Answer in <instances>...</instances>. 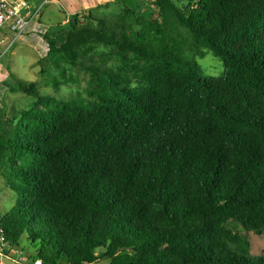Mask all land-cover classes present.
Returning <instances> with one entry per match:
<instances>
[{
    "label": "trees",
    "instance_id": "1",
    "mask_svg": "<svg viewBox=\"0 0 264 264\" xmlns=\"http://www.w3.org/2000/svg\"><path fill=\"white\" fill-rule=\"evenodd\" d=\"M112 3L122 11L99 13ZM140 8L115 0L47 34V58L88 76V98L19 82L33 101L0 114L18 193L0 229L43 264H264L251 241L264 234V0ZM205 49L223 75H202Z\"/></svg>",
    "mask_w": 264,
    "mask_h": 264
},
{
    "label": "rangeland",
    "instance_id": "2",
    "mask_svg": "<svg viewBox=\"0 0 264 264\" xmlns=\"http://www.w3.org/2000/svg\"><path fill=\"white\" fill-rule=\"evenodd\" d=\"M133 6L140 4V13H145L149 18L159 17L157 12L151 14L149 5L152 0H121ZM49 6V5H48ZM44 7L41 13L30 24L26 32L15 40V33L10 29V22L0 35V114L5 112L11 115L14 108H28L33 98L19 91L20 81H36L44 94L52 95L59 99H87L88 76L69 70L67 77L61 75L60 69L47 58L48 41L46 34L57 31L59 18L49 17ZM114 11L121 12L120 5H112L99 9V13L110 14ZM51 19V21L49 20ZM42 59V60H41ZM41 60V61H40ZM203 76H221L225 73L223 61L211 51L205 49L204 56L198 57ZM18 193L12 190L4 177V170L0 168V219L15 205ZM253 252L259 253L264 249V234H252ZM3 243V242H2ZM2 243H0V264H20L14 260L15 256L6 257ZM10 245H5V250L11 251ZM19 249L27 259L33 253V248L28 239L23 236ZM14 247V246H13ZM18 248V247H17ZM94 264H110L109 260H101Z\"/></svg>",
    "mask_w": 264,
    "mask_h": 264
},
{
    "label": "built area",
    "instance_id": "3",
    "mask_svg": "<svg viewBox=\"0 0 264 264\" xmlns=\"http://www.w3.org/2000/svg\"><path fill=\"white\" fill-rule=\"evenodd\" d=\"M40 8L34 10L28 6L26 1H22L19 4H11L7 0H0V33L10 22L13 23L12 27L15 32V40H17L24 32L28 29L34 18L38 15ZM3 242V243H2ZM0 243L5 248V245L9 244L12 249L7 251L3 248L6 257L15 256V261L20 264H43V260L37 259H27L23 256V252L17 248L13 247L8 240H6L2 229H0Z\"/></svg>",
    "mask_w": 264,
    "mask_h": 264
},
{
    "label": "crops",
    "instance_id": "4",
    "mask_svg": "<svg viewBox=\"0 0 264 264\" xmlns=\"http://www.w3.org/2000/svg\"><path fill=\"white\" fill-rule=\"evenodd\" d=\"M7 1L11 4H19L22 1H26L28 3V6L33 8L34 10H38L40 8L38 15L41 13L44 7L49 5L45 10V13H47L49 17L59 18V23H60L59 26L65 27L67 26L72 15L76 13H81L84 10H88L91 8H97L98 6H102L108 2H113L115 0H7ZM49 20L51 21L50 18ZM12 25L13 23L10 24V29L14 32ZM47 34L45 36L46 41H48ZM1 264H4V262H1Z\"/></svg>",
    "mask_w": 264,
    "mask_h": 264
}]
</instances>
